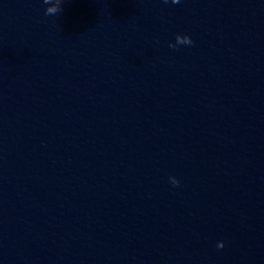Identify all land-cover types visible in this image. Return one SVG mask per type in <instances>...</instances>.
I'll use <instances>...</instances> for the list:
<instances>
[{"label":"clouds","instance_id":"1","mask_svg":"<svg viewBox=\"0 0 264 264\" xmlns=\"http://www.w3.org/2000/svg\"><path fill=\"white\" fill-rule=\"evenodd\" d=\"M165 3L168 2V0H164ZM171 2L173 4H178L180 3V0H171ZM44 4H50L51 6L47 7L45 10V15H53L56 14L57 12L61 11L60 8V4H61V0H55V2H53V0H43ZM194 42L192 41L190 36L187 35H177L176 36V43L175 44H169V47L171 48H176L177 45H188L191 46ZM169 180L171 182V184L174 187H178L179 186V180L174 177V176H170ZM218 248H223V242H219L217 244Z\"/></svg>","mask_w":264,"mask_h":264}]
</instances>
